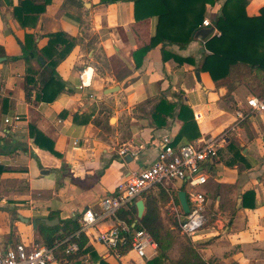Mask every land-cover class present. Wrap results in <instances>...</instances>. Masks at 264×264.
Returning <instances> with one entry per match:
<instances>
[{
  "label": "crops",
  "instance_id": "0c3cea01",
  "mask_svg": "<svg viewBox=\"0 0 264 264\" xmlns=\"http://www.w3.org/2000/svg\"><path fill=\"white\" fill-rule=\"evenodd\" d=\"M20 1L0 0V45L8 58L21 55L17 40L23 41L26 33L35 36L39 49L46 45L47 35L56 32L76 42L56 67L65 89L51 103L35 101V90L26 100L23 59L4 57L0 62V240L4 245H43L32 222L49 220V215L59 225L74 218L79 222L87 209L99 212L101 198L131 173L150 165L164 137L175 140L183 125L177 117L180 105L188 107L187 117L198 111L202 120L194 121L198 138H182L174 145L196 143L228 129L238 112L246 114V99L264 92V80L243 66L213 81L201 69L209 54L204 47L207 37H196L183 49L166 47L172 57L165 61L157 45L136 68L133 53L149 44L156 19L135 21L130 2L51 0L34 26L22 27L13 14ZM224 1L208 5L204 19L216 16ZM263 6L264 0H249L246 15L258 16ZM30 65L39 69L35 60ZM228 92L230 102L224 100ZM160 99L176 105L173 117L154 115ZM14 115L20 116V129L4 124L5 117ZM30 125L53 142L59 156L34 143ZM206 170L207 182L199 190L207 201V223L188 237L196 252L206 264H264V112L246 114ZM186 191L181 181L166 182L135 203L142 200V216L149 213L160 230L177 232L184 214L177 196ZM250 191L253 198L244 199ZM125 210L117 212L118 219L124 221L120 215ZM132 216L134 225L140 220L137 209ZM113 224L107 218L89 233ZM85 237L86 245L106 264H147L158 253L155 244L146 248L144 258L130 250L120 255ZM61 246L50 264H90L89 254L68 259Z\"/></svg>",
  "mask_w": 264,
  "mask_h": 264
},
{
  "label": "trees",
  "instance_id": "16d2710c",
  "mask_svg": "<svg viewBox=\"0 0 264 264\" xmlns=\"http://www.w3.org/2000/svg\"><path fill=\"white\" fill-rule=\"evenodd\" d=\"M50 2L51 0H21L14 7L13 14L22 27H29V24L34 26L38 15L44 12L46 5ZM116 2L132 3L135 21L148 18L156 19L155 31L149 44L133 53L135 67L138 68L147 52L157 45H161L163 61L172 57V54L165 50L166 47L176 45L180 49L185 48L190 41L196 38V33L201 30L206 7L212 6L216 0H100V3L105 5ZM248 2L249 0H225L219 13L210 19L211 24L220 35L204 39V47L209 54L205 56L201 69L208 72L213 81L228 77L231 69L236 66L246 67L260 76L262 81L264 80V6L260 9L258 16L248 17L245 12ZM47 38L46 45L39 49L35 36L32 33H26L23 41L17 40L21 55L13 58H8L0 45V58L6 57L10 60L21 58L27 64L25 75L27 101L30 99L32 90H35V101L51 103L65 89L64 82L57 75L56 67L69 55L76 40L64 32L49 34ZM39 57L44 61V65L38 61ZM175 59L179 62L184 61L180 58ZM32 60L37 62L38 70L30 65ZM49 68L51 71L48 70ZM224 100L232 101L230 92L224 96ZM175 108L176 105L168 103L165 99H160L154 106V115L173 117ZM188 111L187 106L180 105L177 117L183 125L172 142L173 146L182 138L191 141L199 137L193 117H187ZM29 132L39 148L54 156H59L54 150L53 142L33 125L29 126ZM248 197L253 198V192L244 194V199ZM242 205L245 203L243 202ZM132 213H136L135 204L122 212L120 218L131 225L134 223V216L130 217ZM53 217L49 215L48 219L51 220ZM79 228L80 224L77 218L62 220L59 225L55 226H51L45 221L36 223L37 232L44 246L52 247L55 242H59L64 237L72 236L71 241L76 243L77 251L68 253L66 255L68 259H77L89 254L90 264L96 262L106 264L90 246L86 245L87 239L84 234L75 235ZM133 228L147 231L158 249L157 256L148 260L147 264H206L196 252L191 240L187 236L179 234V228L177 232H163L156 223H153L147 212L139 222L134 224ZM61 247L65 251L67 246L64 244ZM129 250L130 239L126 236L124 244L118 246L115 251L121 255Z\"/></svg>",
  "mask_w": 264,
  "mask_h": 264
},
{
  "label": "built area",
  "instance_id": "2783aa9c",
  "mask_svg": "<svg viewBox=\"0 0 264 264\" xmlns=\"http://www.w3.org/2000/svg\"><path fill=\"white\" fill-rule=\"evenodd\" d=\"M202 27L212 29L207 37L220 35L207 18L203 19ZM246 107L247 109L244 110L246 114L264 112V95L248 97ZM246 114L238 112L237 119L228 129L214 136L203 137L196 143L173 146L170 138L164 137L162 147L150 165L139 172L131 173L114 192L101 198L99 212L95 213L90 209L83 212L79 218L80 228L75 235L82 233L110 251H115L118 246L124 244L127 236L130 239V251H133L138 258H144L146 248L155 247L150 234L143 229H134V225L118 219L117 212L121 209H129L142 194L157 185L181 181L187 186L189 212L181 214L178 228L181 234L187 237L194 236L205 223L207 201L199 188L207 182L206 167L215 161L218 149L233 135ZM193 119L196 123H201L202 114L198 111L193 112ZM20 122L18 115L4 118V124L12 130L20 129ZM120 154L123 155L124 152ZM107 218L114 220L111 227L97 230L95 234L89 233L98 222ZM71 237H66L52 247L43 245L28 247L21 242L4 245L0 240V264H50L57 246L66 244L65 253L77 251V245L71 241Z\"/></svg>",
  "mask_w": 264,
  "mask_h": 264
},
{
  "label": "water",
  "instance_id": "95a60500",
  "mask_svg": "<svg viewBox=\"0 0 264 264\" xmlns=\"http://www.w3.org/2000/svg\"><path fill=\"white\" fill-rule=\"evenodd\" d=\"M212 31L211 28H203L201 30H199L197 33H196V37H201V38H205L207 37L210 32ZM4 60V58H0V62ZM38 61L41 63V65H44V61L42 60V58H38ZM49 71H51V69L49 68L48 69ZM178 201L180 203V207L183 211L184 214H188L189 212V208H188V203H187V200H186V195L184 192H179L178 193ZM135 206H136V209H137V217L138 219H141L142 217V214H143V209H144V205H143V202L142 200H138L136 203H135ZM19 219L22 220L23 222H27L28 220L22 218L19 216ZM45 223L49 224V225H53V224H57L58 223V220H45ZM32 226L33 228H36V223L33 221L32 222ZM98 264V263H96Z\"/></svg>",
  "mask_w": 264,
  "mask_h": 264
},
{
  "label": "rangeland",
  "instance_id": "374dc122",
  "mask_svg": "<svg viewBox=\"0 0 264 264\" xmlns=\"http://www.w3.org/2000/svg\"><path fill=\"white\" fill-rule=\"evenodd\" d=\"M264 94V92H262V93H257L256 92V94L255 95H263ZM4 208H6L7 209V205H5V207ZM207 212L205 213V223H204V225L207 223ZM10 218H11V220H14L15 218H16V216H15V213H11V216H10ZM203 225V226H204Z\"/></svg>",
  "mask_w": 264,
  "mask_h": 264
}]
</instances>
